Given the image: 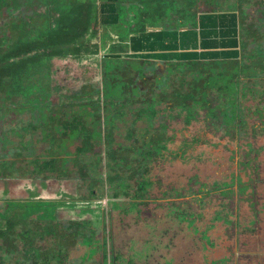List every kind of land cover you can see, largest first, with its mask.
<instances>
[{
	"label": "flooded vegetation",
	"instance_id": "flooded-vegetation-1",
	"mask_svg": "<svg viewBox=\"0 0 264 264\" xmlns=\"http://www.w3.org/2000/svg\"><path fill=\"white\" fill-rule=\"evenodd\" d=\"M206 1L211 6L215 1L217 9L200 7V12L193 6L196 3L182 0L164 15L152 9L132 10L129 5L123 13L116 9L114 37L121 40L151 31L168 37V45L162 40L151 46L143 42V51H154L146 57L119 51L127 48L119 43L110 45L97 58L99 76L81 86L69 83V88L44 78L48 72L43 62L51 57L33 52L20 67L18 88L13 91L2 86L6 73L12 71L3 65L14 59L6 54L20 42L30 43L37 34L31 27L23 34L17 25L21 10H0V61L4 60L0 62V111L12 107L4 118L0 112V157L15 152L4 146L5 119L24 122L38 118L34 107L25 105L20 111L24 101L8 99L22 91L23 79L31 89L22 91L23 96L39 97L34 106L42 104L49 111V120L41 128L54 138L53 143H43L46 161L54 160L53 165L43 166L51 181L74 177L75 167L86 169V180L93 172L97 179L103 172L107 175L102 183L105 206L94 204V218L82 214L80 219L82 211L77 208L62 211V217L69 220L64 229L75 238L70 248L60 244L48 248L39 236L23 243L13 215L6 216L12 202L0 200V246L3 250L10 247L3 261L9 262L18 242L23 243L22 257L10 264H21L30 246L43 252L66 251L68 257L59 255V264H79L83 259L97 264L102 255L107 264H223L228 252L235 258L234 264H264V88L258 84L264 80V0ZM223 12L237 19L227 31L231 34L236 27L233 39L226 37L237 43V50L217 58L222 55L216 50L226 48L224 37H211L206 31ZM96 46V54L101 53L100 44ZM254 46L259 53L253 52L255 57L244 61L242 56ZM237 62L238 72L230 74L232 63ZM42 74L45 87L38 90L32 81L37 76L34 81L38 83ZM212 75L219 84L205 85ZM223 75H228L232 89L220 82ZM81 104L87 107L84 112L79 109ZM143 124H153L156 135L143 150H136L132 143L138 138L132 140V128ZM92 133H100V138L90 140L87 150L68 153ZM22 139L27 143V138ZM29 140L35 147V139ZM222 154L226 164L215 166ZM71 182L78 185L79 181ZM89 194L93 195L92 190ZM198 219L207 221L197 227L194 222ZM73 228L81 230L77 231L80 237L73 234ZM45 230L53 236V229Z\"/></svg>",
	"mask_w": 264,
	"mask_h": 264
},
{
	"label": "rangeland",
	"instance_id": "rangeland-1",
	"mask_svg": "<svg viewBox=\"0 0 264 264\" xmlns=\"http://www.w3.org/2000/svg\"><path fill=\"white\" fill-rule=\"evenodd\" d=\"M113 1L114 0H99L97 8V21L95 24L93 22L92 25H90L89 32L84 36L82 40L84 45L88 47V51L82 50L83 54H80L78 56L69 55L62 57H51L48 60L44 61L43 67L48 72L47 77H45L44 75V78H46L47 80L50 79L52 83H54L57 87L62 86L69 88V83H72L76 86H81L87 84L88 80L93 79L94 75L99 76L100 68L98 66L97 58H99L100 55H103L110 45L112 48L113 46H115V44L119 43L120 46L127 47L121 48L119 49V51H123L125 49V51H127L131 56L133 54H138L142 57L148 56L149 52H154L153 49L143 51L141 49V44L143 42H145L146 44L148 43L151 46L156 42L158 43L159 40H162V42H165V45H168L166 43L169 41L168 37L164 36L161 33L159 34L151 31L141 33L136 37H129L121 40L114 37V32H112V25L116 22L115 17L117 13V7L116 2ZM193 6H197L199 8L204 7V5L201 3H196ZM193 8L191 7L190 9ZM201 8L198 9V11L202 12ZM253 14H255V12H253ZM236 22L237 19L235 15H232L231 13L226 14L223 12V14H218L216 17H214L213 24L211 23L213 25V28H207L206 32H210L208 34L211 37H224L223 43L226 48L223 47L216 50L220 51L222 55L216 56L217 58H224L228 56L227 54L229 52L237 50V43H233V41L226 38L229 36H231L232 38V35L236 34L235 26L233 27V33L232 31L231 34L227 32L230 29L229 26H231L232 24L235 25ZM25 28L26 27H21V29L23 30V34L27 33V30H25ZM149 41L153 42L149 43ZM96 44H100L101 46V53L99 54H93V52H91L94 50V46H96ZM36 78L37 76L35 77V79ZM32 80L33 77H31V81ZM34 80L32 81V84H37L38 90L42 87H45L43 85V74L41 75V77H38V83ZM27 82L29 81L25 82L22 79L19 89H21L22 91L26 90L30 92V85L27 84ZM258 84L262 85L261 87L264 88V80L260 79ZM89 88H91V86H89ZM22 91L18 92L17 97L13 94H10L11 97L8 99L10 101H15L14 98H17L18 101H24L27 95H25L26 93H24L23 96V94L21 93ZM182 91H184V89H182ZM152 125H135L137 129L132 128L135 132L132 140L135 141V139L133 138H138L136 144H134V142L132 143L133 148H135L136 150L137 148H139V150H143L145 144L152 141V137L156 135V129H154L155 126L153 125V127ZM139 141L140 143H138ZM44 147L45 146L42 143H36L35 149L38 153H40L37 156H26L23 153L14 152V154L6 155V158L0 157V200L12 202V206H10V209L8 210V214L6 216L13 215L12 217L14 218L11 219L14 221V223H17L15 227L22 231L20 237L22 238L23 243H27L29 239L33 240L36 239L37 236H39V238L45 240H43L42 242L40 241L41 244H44V246L46 245L48 248L49 246L56 247L59 244L63 245L65 248H70L75 243V238L70 232H67L64 229L66 228L65 226L68 225L69 220H67L66 217H62V211L65 213L70 208L71 212L74 210V208H77L82 211L79 213L81 216L82 214H87V217L89 216V218H94V204L95 206L99 207L105 206L106 197L104 196V187L102 183L104 184L106 182L107 175L103 172L101 178L97 179V177L94 176L93 172L92 178L86 180V169L75 167V169H77L76 174H74V177L69 175V181L67 179L62 181H51L50 173L48 174V170L43 168L44 165H40L39 163H35L32 161L36 158H45L43 152ZM194 150H197V148ZM223 158L224 155L222 154L218 159L219 161H216L215 166L221 164L225 165L226 163H224V160H222ZM153 177L156 178L154 175H152V178ZM73 179H75L76 182L79 181L78 185L71 182ZM94 179H97L98 183L96 185L94 184ZM91 190L93 192V195L89 194ZM79 218L82 219L83 216ZM206 221L207 219H198V221L194 222V224H196L197 227H201V225L205 224ZM44 227L45 229L50 228L54 230L52 234L54 236L53 239V236L50 237L51 232H47V230H45V233L44 231H42L41 235L36 234L35 231H39ZM87 228L92 229L93 226L88 225ZM73 229L74 230L72 232L73 234L76 233V235L77 231H81L79 228ZM93 231L94 230H92V232ZM82 235H84V233ZM77 236L80 237V235ZM0 242L2 243L3 240ZM23 243L19 244L17 242L14 244L11 250L12 256L10 255L9 257V262L16 263L21 259ZM234 260L235 258H233L232 253L228 252L223 258V264H234ZM83 261H80L79 264L94 263L93 261V263L90 261H84L83 263Z\"/></svg>",
	"mask_w": 264,
	"mask_h": 264
},
{
	"label": "trees",
	"instance_id": "trees-1",
	"mask_svg": "<svg viewBox=\"0 0 264 264\" xmlns=\"http://www.w3.org/2000/svg\"><path fill=\"white\" fill-rule=\"evenodd\" d=\"M95 1L96 0H85L84 2L78 0H19L18 6H16L15 8L17 10H21L22 13L17 19L18 22L16 21L17 25H19L20 27H31L35 29L37 36L35 39L30 40V43L20 42L9 48L6 56H12L14 59H12L8 63H5L3 66L11 68L12 71L8 74L6 73V76L3 79L4 82L2 86L4 88L5 86L9 87L10 89H12V91L13 89L18 88L20 78L18 72L20 71V67H23L25 65L24 62H27V60H29L28 56H30V54H32L33 52H40L39 54H34L36 56L42 55L45 57H62L67 56V54L78 56L80 54H83L82 50L88 51V47L84 45L82 40L84 36L89 32L90 25H92L93 22L95 24L97 21L98 11ZM182 2L189 5H192L193 3H201L205 8L214 10L217 9V7L214 5V3L216 4L215 1H211V4H213V6L207 3L206 0H182ZM177 3L178 0H120L119 3H116V9H118V12L120 9L121 12L119 13H123L124 9H126L129 5L130 9L132 10L139 8L141 10L145 9L148 12L149 9H152L154 10L153 12L158 13V15H164L167 10H169L170 8L173 9ZM192 15L194 17V14H191V17ZM150 19H152V17ZM247 34L248 32L246 33V35ZM2 39L4 40L5 38L1 37V40ZM246 45L247 43L245 44V47ZM255 46H258V44ZM255 46L253 47L252 51L248 50L246 54L242 56L244 61L250 62L255 57L253 55V52L256 53L259 51ZM94 48L95 50L90 51L93 52V54H96L98 52V46H94ZM1 61L4 62V60ZM239 63H232L233 66L231 68V71L229 72L230 74L238 72V67L236 66H238ZM217 73L220 74L221 70H217ZM198 78L199 77H197V79ZM215 78V75H212L210 78H206V80L204 81L205 85H207V83L209 82H213L214 84L216 82L217 84L219 81L214 80ZM220 78L222 79V81L220 82L224 85L225 88H233V83L227 81L228 75H223ZM104 88H106L105 82ZM26 95L27 98L24 100V102H22V104H20L18 109L21 111L22 107L25 105L27 107H34V111L38 114L37 120L31 121L30 118H27L24 122H21L5 119L3 123H6L8 121V124L6 125V128L2 133V139L3 141H5V147L15 148V153L17 151L16 148H18V153H23L24 155L28 156H30L31 154L33 156H37L40 153L37 152L35 147H32L29 139L34 138L35 143L37 144H43L44 142L46 143V141H48L49 143L54 142V138L46 134L45 131L41 128V126H43L41 124L48 122L50 115L48 109L43 107L42 104H39L38 107L34 106L37 102H39V97L33 96L30 98L28 97V94ZM85 108H87L85 107V104H81V106L79 107V109L82 110L81 112H84ZM13 109L14 111L16 110L15 108ZM10 110L12 111V107L2 108V117H6L8 115V111ZM26 112H28V110H26ZM67 133L68 132H66L65 135L74 137V135H71V132H69L68 134ZM23 137L28 139L27 143L22 139ZM85 137L86 138L84 139L83 143L79 144L75 148V150L66 151H68V153L84 152L88 149L87 146H90V140L94 141V137L100 138V133H92ZM64 147L66 148L67 146ZM29 149L31 150L29 151ZM66 158L67 157H65L64 160H66ZM32 161L35 163H39L40 165H53L54 162L53 159L46 161V158H36ZM87 169L89 170V167H87ZM8 225L9 227H11L13 224ZM42 231L43 228L35 232L37 235H41ZM2 248L3 247L0 248V264H10L9 262L3 261L5 260V256L7 255L10 247L8 248V250H3ZM90 253L91 255H94L93 250H91ZM59 255H64V259L65 257H68L66 251L63 252L58 250L57 253L54 251L43 252L42 249L30 246V248L27 249L24 260L21 264H59L60 259H62ZM97 260V264H107L104 255H102L100 259L97 258Z\"/></svg>",
	"mask_w": 264,
	"mask_h": 264
},
{
	"label": "crops",
	"instance_id": "crops-1",
	"mask_svg": "<svg viewBox=\"0 0 264 264\" xmlns=\"http://www.w3.org/2000/svg\"><path fill=\"white\" fill-rule=\"evenodd\" d=\"M84 2L85 0H78ZM93 1V0H92ZM19 0H0V10H5L6 8L13 7V9L18 6ZM96 5L98 7L99 0H96ZM15 6V7H14ZM6 25L8 24L7 21H5ZM27 30V28H25ZM28 31V30H27Z\"/></svg>",
	"mask_w": 264,
	"mask_h": 264
}]
</instances>
